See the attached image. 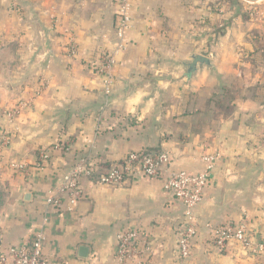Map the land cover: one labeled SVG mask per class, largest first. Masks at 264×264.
<instances>
[{"label":"crops","instance_id":"0c3cea01","mask_svg":"<svg viewBox=\"0 0 264 264\" xmlns=\"http://www.w3.org/2000/svg\"><path fill=\"white\" fill-rule=\"evenodd\" d=\"M119 1L0 0V254L30 243L46 219L51 264H115L117 236L131 229L155 264H264L240 243L220 250L213 242L229 222L244 223L254 241L264 236V76L251 79L245 53L259 29L250 9L264 0H239L221 15L210 48L208 31L193 32L212 20L205 0H132L128 49L117 56L107 95L97 65L114 47ZM196 55L210 65L189 75ZM234 82L242 100L230 114H211L212 97ZM161 149L174 171L199 173L203 157H218L183 263L184 207L163 189L165 177L97 183L129 153ZM43 150L49 161L39 167ZM81 161L96 173L81 180L83 196L72 206L57 189ZM11 164L26 165L28 175ZM51 191L58 207L47 204Z\"/></svg>","mask_w":264,"mask_h":264},{"label":"built area","instance_id":"2783aa9c","mask_svg":"<svg viewBox=\"0 0 264 264\" xmlns=\"http://www.w3.org/2000/svg\"><path fill=\"white\" fill-rule=\"evenodd\" d=\"M132 0H120L117 10L116 41L112 50L105 53L98 65L97 74L103 78L104 91L110 94L114 81L113 71L117 66L119 53L127 51L129 40L127 35L133 21ZM73 45V42H70ZM74 53V50L71 51ZM218 157L206 155L202 158L205 169L199 173L173 170V156L168 150L131 152L115 167L99 175L97 183L101 186H120L135 178L155 179L165 177L163 189L170 192L184 207V221L178 234V259L180 263L188 260L192 253L194 241L198 235V221L196 208L204 199L205 189L210 181ZM49 161L48 152L43 150L39 155L38 166ZM11 169L28 175L26 165L11 164ZM94 165L89 161H81L66 174L58 186V193L69 195L70 205H76L82 198L81 180L95 175ZM49 192L47 204L52 207L60 205L59 194ZM43 226L32 236L30 243L22 242L9 248L8 252L0 254V264H51L44 256L43 247L46 240ZM140 234L135 230H127L117 236L118 246L115 264H155L154 261L144 260L142 250L139 249ZM213 242L220 250H226L231 243L237 242L255 254H264V240L254 241L250 238L248 228L244 223L229 222L217 227L213 231Z\"/></svg>","mask_w":264,"mask_h":264},{"label":"rangeland","instance_id":"374dc122","mask_svg":"<svg viewBox=\"0 0 264 264\" xmlns=\"http://www.w3.org/2000/svg\"><path fill=\"white\" fill-rule=\"evenodd\" d=\"M235 1H239V0H235ZM245 1H247L246 4L249 5L248 1H253V0H245ZM204 2H206V3L208 2L209 9H210L211 13H213L212 20L211 21H210V19L204 20L203 26L196 25L193 32H195V30H198L196 33L198 35V34H200L201 30H202V33L204 30L208 31L207 32L208 33L207 44H208V48H210L211 46L214 45V42L216 40L215 39L216 35H214L215 31L220 29V26L222 25L219 21V18L221 17V15H224L225 13H227L228 9H232V6H230L229 3H227L224 0H205ZM250 13H251V16L254 17L255 22H257V24H258V25H256V27L257 28L259 27V29H257L255 32L259 31L263 34L264 33V25H262V22H264V8H263V6H257V5L254 6V9H250ZM209 31H211V33H212V35H214V37L210 34ZM198 39H199V36H198ZM262 44L263 43H261V45ZM249 64H250L249 65L250 69L248 70L249 71L248 75H250L251 79H255V77L258 75L264 76V53L262 54L261 52H259L258 54L254 55L251 58ZM231 85L233 87H235L234 89L236 90L237 95L240 98H242L243 95L240 94L241 85L237 82H234ZM260 239L264 240V236L260 237ZM260 239H258V240H260ZM252 254L256 257H259V258H260V256H264V254H255L253 252H252Z\"/></svg>","mask_w":264,"mask_h":264},{"label":"trees","instance_id":"16d2710c","mask_svg":"<svg viewBox=\"0 0 264 264\" xmlns=\"http://www.w3.org/2000/svg\"><path fill=\"white\" fill-rule=\"evenodd\" d=\"M227 3H229L232 7L239 6V2L235 0H224ZM261 43H263L261 45ZM247 54V57H253L254 55L261 52L264 53V33L261 32H253L247 39V46H245ZM251 57V58H252ZM232 85H223L220 92L215 94L212 97V100L210 103V113L211 114H230L232 106L238 103V101L242 100L237 95L236 90L234 89ZM228 112V113H227ZM159 151V150H154Z\"/></svg>","mask_w":264,"mask_h":264},{"label":"water","instance_id":"95a60500","mask_svg":"<svg viewBox=\"0 0 264 264\" xmlns=\"http://www.w3.org/2000/svg\"><path fill=\"white\" fill-rule=\"evenodd\" d=\"M201 65H210V60L202 55H196L193 57V60L191 63L188 64V73L189 75L193 74ZM87 248L86 247H81L80 251L83 253V257L86 256L87 253Z\"/></svg>","mask_w":264,"mask_h":264}]
</instances>
